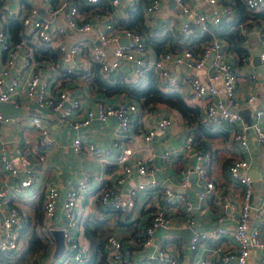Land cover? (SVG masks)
<instances>
[{
  "label": "built area",
  "instance_id": "1",
  "mask_svg": "<svg viewBox=\"0 0 264 264\" xmlns=\"http://www.w3.org/2000/svg\"><path fill=\"white\" fill-rule=\"evenodd\" d=\"M103 0H82L86 6L97 7ZM137 0H126L125 9H132ZM248 10H257L264 6V0H243ZM112 6H117L118 0H110ZM184 17L180 28L169 27L162 35L173 38L177 45H184L187 39L194 37L192 27L200 29V35L206 34L210 39L203 43L200 50L193 53L190 49H182L176 52H164L158 54L154 60L148 55V44L143 36L126 27L117 28L115 22L109 19L104 27L97 32L95 45H86L82 41H76L71 46L63 44L62 36L67 28L77 32H89L92 28L91 19L88 15L79 12L76 4L69 0H59L57 5L52 8L53 15L63 13L65 26H60L52 22L50 17L42 18L39 16L37 8L30 6L23 11H9L6 13L8 18L20 21V39L14 41L9 31L4 27L0 30V51L5 54L4 66L0 69V102L12 103L17 106L16 97L18 87L21 84L20 75L13 72L16 63L17 51L23 50L26 41L31 37H36L42 48L56 42L58 51L74 57L83 48L87 50L88 60L97 66L102 74L116 75L121 67H129L130 76L133 80H144L148 73H152L157 80L159 88L164 92L176 91L181 94L187 88L189 92L198 99L200 106L197 108L203 115L205 124L212 125L216 130L230 129L232 136L238 143L240 149H245L248 145L247 133L251 131L257 143H264V105L257 107L253 111V118L248 123H243L238 113L231 111V105L237 104L236 87L238 77L232 67L233 54L226 49V44L219 37L214 29L221 21H229L234 15L231 7L220 3V0H202V3L210 7L211 18L198 8L192 6L184 0H173ZM160 0H145L144 5L139 7L142 11L143 19L149 22L156 14L160 13ZM96 17L99 14L94 15ZM6 22V21H5ZM245 23H250L246 21ZM244 23V25H245ZM244 25H239L238 30L242 36L247 34ZM178 35L181 36L178 37ZM120 38H125L127 43H118ZM184 40H181V39ZM258 60L260 67L264 71V27L258 32ZM114 44L112 50L113 60L108 61L103 46ZM23 65L29 66L33 62V55L29 50L22 55ZM172 65H185L194 70L207 69L205 82L193 74L174 73L170 71ZM64 74V73H63ZM65 76H79V69L67 68ZM250 79L256 81V75L251 74ZM264 85V75L262 79ZM25 95L29 101H33L38 107L51 110L58 114V122L70 128H79L89 125L93 120L101 122L113 117L117 121L118 133L126 134L130 131L132 122L136 118L137 103L127 99L120 101L117 105H110L99 102L94 108L84 110V116L79 121H73L72 115L81 110L79 99L69 101L67 89H56L48 80L40 79L33 74L23 82ZM254 96L245 98V103L254 102ZM4 119L0 114V176L4 178L17 179L18 182L7 192L0 186V254L10 255L17 259L22 255L23 236L21 234L20 214L15 206H11V200L18 195H24V199L34 202L39 199V193L30 190L37 180V174L33 167L29 153L24 146L14 143L12 150L7 146L3 138ZM31 126L37 132V143L39 146L36 156L37 163L43 161V149L49 144L48 131L37 118L30 120ZM171 125V120L165 115H161L154 127H149L142 135L143 141H150L158 130H165ZM120 139V138H118ZM117 153L111 162L122 170V175L116 178L112 184H106L101 177L84 174L75 180L67 189L64 199L60 203L62 225L60 230L63 232L65 241V251L61 254V264H85L88 259V250L80 245L74 238L79 228V209L77 203L89 192L90 181L97 183L94 188L99 203L103 206L110 204L111 210L120 215L129 213L135 206V197L143 192H156L159 205L154 210L149 224L144 229V235L138 242V246L145 248L153 243V234L157 229L170 228L171 222L167 209L173 205L182 207V215L178 219L185 229H191L196 222L195 210L201 214L207 211L205 200L209 193L214 189V183L209 179L207 168L211 162V153L204 148L203 143L195 142L193 133L185 137L181 153L185 157L193 158L194 171L200 188L196 192V201L193 203L188 200L183 189L188 186V170L179 184V192H174L170 186L154 179V167L151 164L153 154L150 153L144 159L133 160L134 151L130 147H123L115 143ZM72 151L74 153L90 152L101 155L102 150L93 144H84L79 136L72 140ZM112 150L105 151L107 156L112 154ZM177 156H179L177 154ZM176 156V157H177ZM102 157V156H101ZM173 158V153L164 150L160 154V160L166 165ZM102 160V159H101ZM103 161H107L103 159ZM251 161L249 159H233L226 166L228 179L241 188L240 211L237 216L236 224L233 228L219 226L212 232H192L188 248L194 251L199 243L209 242L216 244L221 239L230 242V248L224 249L221 246L213 247L211 262L209 259H202L192 264H247L252 249L264 250V229L260 225H251V199L254 193V181L250 176ZM135 171L140 178H148V181H139L131 185L126 195H118L123 182ZM264 203V190L262 198ZM60 194L57 187L48 185L43 195V224L45 232L52 233V220L56 215V208L59 204ZM260 211V207L257 208ZM224 216L218 217V223L222 224ZM106 245L112 250V259L117 264H143L131 262L125 258L120 240L109 235L106 238ZM67 246V248H66ZM151 264H182L174 256L170 255L162 246L149 254L148 260ZM25 264H35L32 259Z\"/></svg>",
  "mask_w": 264,
  "mask_h": 264
},
{
  "label": "crops",
  "instance_id": "2",
  "mask_svg": "<svg viewBox=\"0 0 264 264\" xmlns=\"http://www.w3.org/2000/svg\"><path fill=\"white\" fill-rule=\"evenodd\" d=\"M58 1L0 0V30L6 21L7 12L23 11L30 8V6L37 8L40 17H50L53 23L65 26L64 14L53 15L52 13V8L57 5ZM69 1L77 5L81 14L88 15L90 18L93 16V18L91 19L92 28L89 32L82 33L71 28L66 29L65 34L61 37L63 44L66 46H71L76 41H82L86 45H95L98 41L97 32L104 27L109 19L115 22L117 28L119 26L124 27L119 23L120 20L128 19L130 17L128 11L137 8V5L142 7L145 2V0H137L132 9L126 10V0H118L117 6H112L110 0H103L97 7L89 6V10L84 11L80 8L81 5L76 3V0ZM184 1L198 8L208 19L211 18V9L204 5L202 0ZM160 2V13L153 16L149 22L144 21V27L150 30V39L161 38L162 33L171 26L180 28L184 21L182 13L175 7L173 0H160ZM220 3L230 7V4L221 0ZM96 14H99V16H94ZM245 22L240 23V25L243 26ZM244 27L247 34L243 36V45L247 51V57L241 64H238V57L233 55L232 67L238 77L236 87L237 104L231 105L229 108L231 111L238 113L243 123H248L253 118L254 109L264 105V85L262 82L264 71L260 67V63L254 62V53L258 49V32L262 27L253 21L245 23ZM60 43L61 41L58 39L56 42L46 46V48H42L38 39L33 36L26 41L23 50L17 51V64L13 72L20 75L22 82L17 91L16 107L22 110L23 117L20 119L6 118L7 120L2 125V133L10 150H12L14 143L24 146L35 163L33 169L37 174V180L30 190L37 191L39 199L31 202L24 199V195H18V197L11 200L10 205L15 206L20 214L24 246L22 255L17 259L10 255L0 254V264H25L30 259L35 264L62 263L61 255L57 258L53 257L54 237L52 233L45 232L43 224L42 204L45 188L48 185H53L59 191L60 200L51 224L53 230H60L62 225L60 203L64 199L67 189L75 180L86 174L90 177H101L106 184L110 185L122 175L121 168L111 163L117 153V149L114 146L115 143L123 147H130L134 151L133 160L144 159L152 153L151 164L155 169L154 179L170 186L174 192H179V184L185 170H188L189 183L182 192L193 203L196 201V192L200 188L201 182L197 181L198 179L192 170L194 159L185 157V153L182 154L180 151L184 145L188 129L176 111L170 110L161 104H154L148 108L140 107L137 104L136 118L132 122L130 131L120 135L117 121L113 117L108 118L104 122L93 120L87 126L74 129L60 124L58 122V114L53 113L49 109L40 108L33 101L27 99L23 82L33 74L38 75L40 79L50 81L54 86V90L67 89L69 101L71 99H79L81 110L72 115L73 121L81 120L84 116V110L94 108L99 102L117 105L120 101L129 99L121 94L107 96L93 91L89 85L93 67L87 58L86 48H83L74 57H69V55L58 51L57 45ZM114 46V44H108L102 48L108 61L113 60L112 50ZM34 49L37 50L36 56L33 53ZM27 50L33 55V62L29 66L23 65L21 60L22 55ZM158 54L159 52L153 46L148 45V55L151 60H154ZM5 60V54L0 51V69L4 66ZM67 68L79 69L80 75L65 76ZM170 71L174 73H191L205 82L207 69L194 70L185 65H172ZM251 74L256 75V81L253 82L250 79ZM108 75L112 79L117 78L127 81L131 79L130 69L127 66L119 68L116 75ZM181 96L188 105L192 107L200 106L198 99L187 88L182 90ZM248 96L255 97L254 102L251 104L244 102ZM161 115L170 118V127L165 130H158L150 141L144 142L143 133L149 127H154L156 120ZM200 116L201 121L205 123L201 112ZM32 118L39 119L48 131L49 144L43 149L44 158L39 163L36 160L39 150L38 137L36 130L30 123ZM218 132L221 133L220 137L210 141H203L204 148L211 153V162L207 165V173L209 179L214 183V189L205 200L207 211L201 214L198 210H195L196 222L193 231L212 232L221 225L228 229L235 226L240 211L241 188L230 181L226 175V166L233 159H249L251 161L250 176L254 181V193L251 199L253 207L251 209L250 223L253 226L260 225L264 229V203L263 199L261 200L264 190V143H257L254 139V134L249 131L247 133L248 145L245 149H240L230 129L218 130ZM76 136L81 138L83 145L93 144L100 148L102 150L101 155L90 152L74 153L72 151V140ZM108 149L113 151L110 156L105 154ZM164 150H169L173 153V158L166 165H163L160 160V154ZM103 159L107 161L105 162ZM148 180L145 177L140 178L133 171L123 184L119 186L121 189L118 195L123 197L131 185H135L139 181ZM17 182V179L0 176V186L7 194ZM96 185L97 183L91 180L89 192L77 203L79 228L74 238L88 250V259L85 264H117L112 259V250L106 245V238L109 235H113L120 240L125 258L131 262L143 264H151L150 261H147L148 256L159 246H162L182 264H192L202 259H209L211 262L213 247L230 248V242L223 238L215 245L209 242H201L194 251L189 250L190 239L186 240V238L172 232L185 229L178 219L183 211L179 205H173L167 209L171 222L170 228L157 229L153 234L152 245L141 248L138 246V242L143 237L144 229L149 224L154 210L159 205L156 192L138 194L135 197L134 208L129 213L120 215L111 210L110 204L102 206L99 203L94 190ZM258 207H260V211H258ZM221 215L225 217V220L222 224H219L218 217ZM34 234L38 235L46 243L44 249L35 250L31 247L29 242ZM247 264H264V250L252 249Z\"/></svg>",
  "mask_w": 264,
  "mask_h": 264
},
{
  "label": "trees",
  "instance_id": "3",
  "mask_svg": "<svg viewBox=\"0 0 264 264\" xmlns=\"http://www.w3.org/2000/svg\"><path fill=\"white\" fill-rule=\"evenodd\" d=\"M224 3L230 4V7L234 11V15L229 21H221L219 25L214 29V32L219 35L226 44V49L231 54L238 57V64H241L247 57V51L243 45V36L238 30L240 23L247 20L256 22L262 28L264 27V6L257 10H248L242 0H221ZM76 3L81 5L80 8L86 11L89 10V6H86L82 0H76ZM129 10V9H128ZM129 18L126 20H120L119 23L137 32L144 37L149 46H153L158 52H176L182 49H190L193 53L200 50L203 43L210 39L209 35H200V29L192 27L194 37L187 39L184 45H177L173 42V38L168 35H162L161 38L150 39V30L144 27V19L142 11L139 7L129 10ZM10 33L14 41L20 39V27L19 20L14 18H8L4 26ZM120 27V26H119ZM178 37L181 38L180 35ZM181 40H184L183 38ZM150 43V44H149ZM34 56L37 54V50L34 49ZM93 74L89 81L91 89L95 92L103 93L107 96L111 95H125L130 100L135 101L140 107L148 108L154 104H161L168 109L176 111L181 119L187 125V129L190 133H193L194 141L201 142L210 141L214 138L220 137L221 133L218 132L210 124H205L201 120L200 111L197 107L188 105L181 94L176 91L164 92L159 88L157 80L153 74H148L147 79L130 81L124 79H112L107 74H102L98 71L96 65L92 64ZM31 247L35 250L44 249L46 243L36 234L32 235L29 242Z\"/></svg>",
  "mask_w": 264,
  "mask_h": 264
},
{
  "label": "water",
  "instance_id": "4",
  "mask_svg": "<svg viewBox=\"0 0 264 264\" xmlns=\"http://www.w3.org/2000/svg\"><path fill=\"white\" fill-rule=\"evenodd\" d=\"M118 43L121 45H125L127 43V40L125 38H120L118 40ZM254 56H255L254 62L259 63L258 52H255ZM0 114L4 119H6V118L20 119L23 117V112L19 107H16L12 103H5V102H0ZM172 232L174 234L182 236L183 238H186V240H189L193 234L190 229H182V230H176V231H172ZM52 234H53L54 241H55V246H54V250H53V257L57 258L65 250V241L63 239V232L61 230H59V229L53 230Z\"/></svg>",
  "mask_w": 264,
  "mask_h": 264
}]
</instances>
